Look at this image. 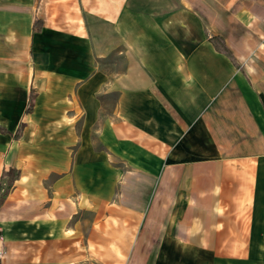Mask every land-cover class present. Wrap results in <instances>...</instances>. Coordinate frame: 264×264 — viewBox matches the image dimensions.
Returning <instances> with one entry per match:
<instances>
[{"label":"crops","instance_id":"0c3cea01","mask_svg":"<svg viewBox=\"0 0 264 264\" xmlns=\"http://www.w3.org/2000/svg\"><path fill=\"white\" fill-rule=\"evenodd\" d=\"M0 228V264H264V0H0Z\"/></svg>","mask_w":264,"mask_h":264},{"label":"trees","instance_id":"16d2710c","mask_svg":"<svg viewBox=\"0 0 264 264\" xmlns=\"http://www.w3.org/2000/svg\"><path fill=\"white\" fill-rule=\"evenodd\" d=\"M209 41L212 43L216 52L228 55L231 58V60L233 61V58H232L228 48L226 47L224 41L220 37H218V36L210 37ZM30 107H31V102L29 103V108ZM29 108H28V110H29Z\"/></svg>","mask_w":264,"mask_h":264},{"label":"rangeland","instance_id":"374dc122","mask_svg":"<svg viewBox=\"0 0 264 264\" xmlns=\"http://www.w3.org/2000/svg\"><path fill=\"white\" fill-rule=\"evenodd\" d=\"M158 13L157 12H155V13H153L152 11H149V12H146V14H145V16H146V19H152V17H156V15H157ZM116 39H122V40H124V38H125V36H123V35H120V37H115ZM111 39V38H110ZM115 45H121L120 43H116L115 42ZM124 57V54H120V53H118V54H116V55H114V61H116V60H118L119 61V63H122V61H121V59ZM225 57H227V55H225V54H222L221 53V58L222 59H225Z\"/></svg>","mask_w":264,"mask_h":264},{"label":"built area","instance_id":"2783aa9c","mask_svg":"<svg viewBox=\"0 0 264 264\" xmlns=\"http://www.w3.org/2000/svg\"><path fill=\"white\" fill-rule=\"evenodd\" d=\"M3 241V237H2V233H1V228H0V243H2ZM4 255V250L0 249V258Z\"/></svg>","mask_w":264,"mask_h":264}]
</instances>
